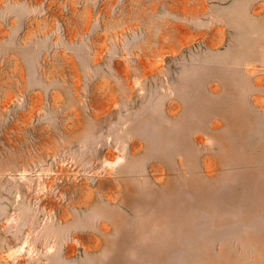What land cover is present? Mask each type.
<instances>
[{"label": "rangeland", "instance_id": "374dc122", "mask_svg": "<svg viewBox=\"0 0 264 264\" xmlns=\"http://www.w3.org/2000/svg\"><path fill=\"white\" fill-rule=\"evenodd\" d=\"M74 4L99 97L89 50L71 91L61 27L24 80L0 45V264H264V0Z\"/></svg>", "mask_w": 264, "mask_h": 264}, {"label": "crops", "instance_id": "0c3cea01", "mask_svg": "<svg viewBox=\"0 0 264 264\" xmlns=\"http://www.w3.org/2000/svg\"><path fill=\"white\" fill-rule=\"evenodd\" d=\"M38 1L39 0H0V45H7V47L10 46V49L6 53V55L10 57L9 59L14 61L15 66L18 68L19 76H21V78L24 80L27 75V63L24 59L26 52H30L34 55H43L50 53L52 50L56 51V42L58 41L56 33L59 34V27H61L62 33L60 34L62 36V40L64 42L66 41L67 43L66 46L62 45L61 48L62 50H65L63 52L66 57L65 60L69 59V61L72 63H70L68 66L69 70L71 72L73 71L72 74L68 70L67 77L69 80V84L71 85V91L74 93H79V87L81 86L82 82L84 83V81L86 80V75L90 73V69L88 72L84 73V70L86 68H90V66L87 65V67H84L82 64L78 63L76 59L78 58L79 53L82 57L87 53L86 50H89L87 42H85L83 39L86 34L85 27L82 26L81 32H79V34L78 30L77 33L74 32V34H67L66 30L64 29L65 24L63 20H65L66 18L73 19L75 17H78L77 15H75L74 17V14H81V17H83L84 14H89V12H85L83 9L80 11H72L71 5L75 6L74 0H67V2H65L64 4H61L63 2H58L59 4H57V2L53 3L52 0H44L43 3L39 2L42 4L41 8L44 9V14L42 15L41 12L39 13L40 9H38V5H36L38 4ZM81 5L83 6V3L81 1H79V3L77 2V6L79 8H81ZM57 12L67 15L62 17L56 14ZM68 14L70 15L68 16ZM179 19H181L180 16ZM75 39L77 40V44H80V47L82 44L80 50H74L73 48L72 43ZM43 43H47V45L43 46ZM100 45V41H98L97 45L92 46V49L90 47V50L88 52L90 53V51H92L94 52V54L96 53L99 55V57L96 59V62L93 63V65L96 64L94 67L97 70V75L93 79L95 85L94 88H92V92L97 93V97L104 93V85L105 82H107L104 71L105 62L100 60V54L104 50V46L103 50L100 51ZM93 50H96V52ZM132 60L118 61L117 65H119V69L115 67L116 79L125 82L133 81L132 79H136V77L138 79V75L134 76V69H132V67L136 68V66L143 63V61L137 62ZM62 65H64V67L63 69H60L59 75H63L66 71L65 62L62 63ZM35 66L37 68V63L35 64ZM74 67L76 68L75 72ZM153 67V61H146L143 72L148 75L149 73H152ZM36 73L38 75L37 70ZM133 76L135 78H133ZM49 94V98L51 100L63 98V94L58 89V87L51 89ZM36 110L37 106L32 109V113H35ZM103 110L104 109H102L101 111ZM96 113L100 114L102 112H100V110H97Z\"/></svg>", "mask_w": 264, "mask_h": 264}]
</instances>
